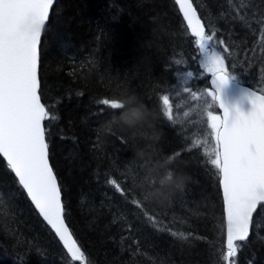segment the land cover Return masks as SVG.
<instances>
[{"label": "trees", "instance_id": "16d2710c", "mask_svg": "<svg viewBox=\"0 0 264 264\" xmlns=\"http://www.w3.org/2000/svg\"><path fill=\"white\" fill-rule=\"evenodd\" d=\"M192 3L206 33L216 34L212 43L226 66H235L233 80L264 90V30L258 22L264 20V0ZM254 43L258 47L250 52ZM40 58L42 102L57 117L45 121L50 164L62 186L66 222L85 253L83 264H223L224 214L218 178L205 155L214 144L205 97L182 90L201 93L208 83L200 78L195 40L173 0H57ZM132 94L152 113L150 123L130 131L106 129L120 110L98 101ZM163 95L173 104L171 121L163 114ZM136 149L143 159H133ZM136 165H164L160 172L166 167L190 180L171 204L150 200L137 208L130 202L134 195L143 200V188L133 184ZM110 180L125 189L123 195ZM237 261L264 264V206ZM0 264H75L1 158Z\"/></svg>", "mask_w": 264, "mask_h": 264}, {"label": "snow or ice", "instance_id": "6c2138e0", "mask_svg": "<svg viewBox=\"0 0 264 264\" xmlns=\"http://www.w3.org/2000/svg\"><path fill=\"white\" fill-rule=\"evenodd\" d=\"M54 3L55 0H0V157L6 161L7 170L14 174L17 187L63 243L72 260L83 261L85 253L73 239L66 222L62 186L50 164L45 121L57 117L42 102L39 76L42 33ZM175 3L199 49L200 78L210 79V86L201 93L191 87L182 90L195 99L205 97L203 110L211 129L209 135L214 141L205 149V155L214 167L222 189L226 221V251L221 253V260L223 264H238V250L243 247V243L238 242L248 241L254 214L260 205H264V90L248 94L252 107L247 114L238 110L230 112L219 92L236 78L232 75L235 66H226L225 56L212 43L216 34L206 33L205 24L191 0H175ZM258 22L264 30V20ZM218 43L224 45L225 42L220 39ZM257 47L254 43L249 51L255 52ZM223 52H229V48L223 47ZM187 75L192 77L193 72L189 71ZM118 101V98H104L98 103L120 110ZM162 104L163 114L169 121L173 120L169 95H163ZM119 115L120 111L113 113V116ZM121 141L125 142L122 137ZM201 143L207 145L208 141L205 139ZM126 165L130 167V162ZM147 175L144 165L135 166L134 187L143 188L140 192L143 200L134 195L130 201L137 208H142L144 201H150L151 185H142ZM109 183L124 194L125 189L117 181L110 180ZM147 218L156 226L153 216ZM133 242L137 243L136 240ZM135 251L139 252V247Z\"/></svg>", "mask_w": 264, "mask_h": 264}, {"label": "clouds", "instance_id": "9594fccd", "mask_svg": "<svg viewBox=\"0 0 264 264\" xmlns=\"http://www.w3.org/2000/svg\"><path fill=\"white\" fill-rule=\"evenodd\" d=\"M118 102L121 105L120 115L112 116L104 125L106 129L110 130L115 127L121 131H130L150 123L152 113L134 94L127 95ZM143 158L144 153L140 149L134 150L133 159ZM168 162L170 161H165V164ZM159 167H164V165L148 170V175L142 180V185H151L149 199L158 206L164 207L171 204L176 193L183 190L190 178L176 174L166 167L163 172H160Z\"/></svg>", "mask_w": 264, "mask_h": 264}, {"label": "water", "instance_id": "95a60500", "mask_svg": "<svg viewBox=\"0 0 264 264\" xmlns=\"http://www.w3.org/2000/svg\"><path fill=\"white\" fill-rule=\"evenodd\" d=\"M174 3H175V0H173ZM192 2V0H191ZM55 3H56V0H55ZM54 3V5H55ZM176 4V3H175ZM193 4V3H192ZM177 8H178V11H179V6L176 4ZM194 7V6H193ZM54 8V6H53ZM53 10V9H52ZM51 10V11H52ZM51 11H50V14H51ZM182 19H183V14L179 11ZM198 15V14H197ZM184 21V19H183ZM48 23V22H47ZM47 23H46V26H47ZM186 27H187V24H186V21H184ZM45 26V27H46ZM188 29V28H187ZM190 35H191V32L190 30L188 29ZM43 35V33H42ZM192 37V36H191ZM194 38V37H192ZM195 39V38H194ZM208 78V77H207ZM208 85L210 86V79L208 78ZM253 90L247 88V87H244L240 84H238L237 82L233 81L232 79L229 81V84L222 88L219 92V95H220V98L222 100V102L224 103V105L229 109L230 112H235V111H240L244 114H247L248 112L251 111V98L250 96L248 95L250 92H252ZM219 111V110H218ZM222 114V113H221ZM1 159L3 160V158L1 157ZM4 161V160H3ZM5 164H6V161H4ZM14 176V174H13ZM221 190V198H222V189ZM25 194V193H24ZM26 196V194H25ZM27 198V197H26ZM29 203L31 204L30 200L28 199ZM31 206L33 207L34 211L36 212V214L38 215V217L40 218V220L44 223V225L51 231V233L54 235V237L56 238V240L58 241L59 245L61 246L62 250L65 252V254L70 258H71V254L67 252V249L64 248L63 246V243L61 241H59V238L56 237L55 233L50 229V226H47L46 225V222L43 221L42 217L39 216V213L38 211L34 208V206L31 204ZM263 206V205H260L258 207V209ZM257 209V211H258ZM257 213V212H256ZM256 213L254 214V216L256 215ZM224 214V213H223ZM224 224H225V249H226V221H225V218H224ZM251 235V233H250ZM250 238V236H249ZM74 239V238H73ZM249 240V239H248ZM238 243H244V242H238ZM77 262L78 264L81 263L82 261H75Z\"/></svg>", "mask_w": 264, "mask_h": 264}, {"label": "bare ground", "instance_id": "6f19581e", "mask_svg": "<svg viewBox=\"0 0 264 264\" xmlns=\"http://www.w3.org/2000/svg\"><path fill=\"white\" fill-rule=\"evenodd\" d=\"M78 245V244H77ZM68 257V256H67ZM69 258V257H68ZM70 259V258H69ZM70 261L72 262V263H75V264H77V262H75V261H73L72 259H70Z\"/></svg>", "mask_w": 264, "mask_h": 264}]
</instances>
